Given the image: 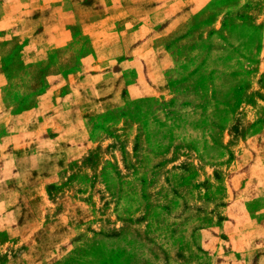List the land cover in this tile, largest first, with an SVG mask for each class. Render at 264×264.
I'll return each instance as SVG.
<instances>
[{"label": "rangeland", "instance_id": "rangeland-1", "mask_svg": "<svg viewBox=\"0 0 264 264\" xmlns=\"http://www.w3.org/2000/svg\"><path fill=\"white\" fill-rule=\"evenodd\" d=\"M0 264H264V0H0Z\"/></svg>", "mask_w": 264, "mask_h": 264}]
</instances>
